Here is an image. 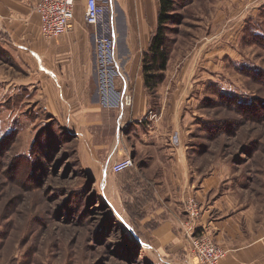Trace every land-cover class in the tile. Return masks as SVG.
Wrapping results in <instances>:
<instances>
[{
	"label": "rangeland",
	"instance_id": "obj_1",
	"mask_svg": "<svg viewBox=\"0 0 264 264\" xmlns=\"http://www.w3.org/2000/svg\"><path fill=\"white\" fill-rule=\"evenodd\" d=\"M153 1L158 10L159 0ZM111 3L115 40L122 43L127 7ZM175 14L168 68L149 111L162 102L166 111L178 108L184 143L203 155L205 170L226 164L264 203V0H186ZM156 26L137 40L133 65L142 62ZM123 53L120 45L127 59ZM113 57L112 48L105 61L111 65ZM17 73L0 61V264H153L124 225L122 204L110 188L112 161L103 170L115 139L111 121L97 129L96 120L51 118L43 103L22 102L14 79L24 74ZM123 98L131 114L133 87ZM167 118L161 128L170 127ZM131 126L121 135L125 156Z\"/></svg>",
	"mask_w": 264,
	"mask_h": 264
},
{
	"label": "crops",
	"instance_id": "obj_2",
	"mask_svg": "<svg viewBox=\"0 0 264 264\" xmlns=\"http://www.w3.org/2000/svg\"><path fill=\"white\" fill-rule=\"evenodd\" d=\"M39 1L0 0L1 64L24 74L22 80L14 79L22 88L17 94L22 102L27 97L26 102L43 103L51 118L68 120V124L96 120L97 129L111 121L115 139L103 170L111 161L131 158L134 162L133 168L112 176L110 184L122 204L130 239H134L132 232L153 257V264H196L184 233L185 204L194 198L201 210L200 231L227 252L222 264H264V203L230 175L226 164L205 170L203 155L184 143L178 105L177 110L166 111L162 102L160 110L149 111L151 97L142 62L133 65L131 57L137 40L149 38L152 23L158 25L159 6L157 10L153 0H118L127 7V26L123 42L115 40L110 65L99 53L97 29L85 21L87 0H78L73 28L54 40L41 35L35 11ZM120 45L127 59H121ZM130 87L134 91L131 114L122 104ZM0 92L4 93L2 88ZM9 100L7 96L3 105ZM165 116L173 120L168 129L160 127ZM124 125H132L127 131L132 139L126 156L121 148Z\"/></svg>",
	"mask_w": 264,
	"mask_h": 264
},
{
	"label": "built area",
	"instance_id": "obj_3",
	"mask_svg": "<svg viewBox=\"0 0 264 264\" xmlns=\"http://www.w3.org/2000/svg\"><path fill=\"white\" fill-rule=\"evenodd\" d=\"M111 0H87L85 21L97 29L96 41L100 55L105 59L111 49L114 50V13ZM78 0H40L35 11L40 18V32L45 40H54L67 34L76 17ZM113 7V6H112ZM134 167L131 158H125L110 165L111 171L122 174ZM187 221L184 223L185 236L190 242L192 260L196 264H222L227 252L200 234L199 221L201 210L194 198L185 204Z\"/></svg>",
	"mask_w": 264,
	"mask_h": 264
},
{
	"label": "trees",
	"instance_id": "obj_4",
	"mask_svg": "<svg viewBox=\"0 0 264 264\" xmlns=\"http://www.w3.org/2000/svg\"><path fill=\"white\" fill-rule=\"evenodd\" d=\"M185 1L159 0L157 30L151 39L148 51L144 53L142 59L145 86L152 99H155L159 86L164 82L165 72L170 60V48L167 36L169 25L178 17L175 14L178 5Z\"/></svg>",
	"mask_w": 264,
	"mask_h": 264
},
{
	"label": "water",
	"instance_id": "obj_5",
	"mask_svg": "<svg viewBox=\"0 0 264 264\" xmlns=\"http://www.w3.org/2000/svg\"><path fill=\"white\" fill-rule=\"evenodd\" d=\"M126 226V225H125ZM127 227V226H126ZM131 234H132V237L135 239V240H137L138 241V238H136V236L131 232Z\"/></svg>",
	"mask_w": 264,
	"mask_h": 264
},
{
	"label": "bare ground",
	"instance_id": "obj_6",
	"mask_svg": "<svg viewBox=\"0 0 264 264\" xmlns=\"http://www.w3.org/2000/svg\"><path fill=\"white\" fill-rule=\"evenodd\" d=\"M110 51H112V46H111V49H110ZM110 51H109L108 53H110Z\"/></svg>",
	"mask_w": 264,
	"mask_h": 264
}]
</instances>
